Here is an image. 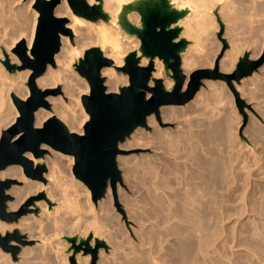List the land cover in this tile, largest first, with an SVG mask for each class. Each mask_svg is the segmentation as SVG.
<instances>
[{
  "label": "bare ground",
  "instance_id": "6f19581e",
  "mask_svg": "<svg viewBox=\"0 0 264 264\" xmlns=\"http://www.w3.org/2000/svg\"><path fill=\"white\" fill-rule=\"evenodd\" d=\"M23 1L0 0V26L2 25L5 28L1 27L3 31L0 30V42L5 37L9 39L6 46L0 44V133L12 125L17 116V110L12 108V96L21 100L28 96V91L23 87V82L30 76L31 71H9L3 68L4 65L2 63L5 60H8L10 64L15 62L11 50L21 39H25L26 55L31 57L30 49L38 14L31 8L35 0H27L22 3ZM83 1L88 5L101 4V10L107 15V21L102 20L99 25H96L90 20L70 12L66 0L60 1L54 10V16L59 19H67H65L67 22L64 26L67 31L64 35H60V48L54 55L56 68H51L48 65L45 73L35 80L37 87L41 90L52 89L60 85L61 93L71 95L76 89L77 93L82 94V90H80L82 85L75 81L74 72L72 73L70 68V63L77 50L70 43L71 34L73 37L78 35L82 37V33L85 31V36L83 35L81 39V45H98L103 57L112 61V66L104 67L100 71L101 76L105 78L107 92H115L117 90L119 79L115 69L122 66L124 55L131 51H136L137 55L140 56L138 51L139 40L136 36H128L126 32L122 34L120 30H122V25L125 22L140 28L139 15L133 10V7L142 0ZM223 1L166 0V3L169 10L183 15L182 18L177 20L178 25L182 29L180 35L193 39V45H190L192 51H198L201 48L199 47L202 46L199 38L201 33L206 30L205 26L209 25L210 29L216 23L219 27V22L227 24L228 27L231 24L225 30L227 32L226 35L230 36L231 48L219 63L221 71H229L233 67L236 56L242 50L252 47V49L250 48L252 50L250 57L258 56L260 53L262 42L253 46L254 42L249 43V41H254L253 38L255 39L261 32L260 30L263 29H258L261 26L258 28L253 26L262 22L259 20V16H256L258 11H264V6L258 5L256 0H249L245 7H237L239 10L240 8L242 9L237 12L235 11V3L240 4L245 0H227L225 3ZM233 4L235 13L233 12ZM224 8H227L228 11L221 15L219 11ZM261 17L264 16L261 15ZM256 18L260 22L257 21L252 26L251 23L256 22ZM234 20H239V24ZM210 25L212 26L210 27ZM81 29H84V31L82 32ZM239 30L248 36V40L243 38L244 42H236L235 37H237L238 33L240 34ZM262 33L264 35V30H262ZM239 34L238 36H240ZM263 35L261 36L264 38ZM199 58H202V60ZM199 58L201 61L197 60L198 63L201 62L200 64L202 65L205 63L208 66L212 65L213 59H210L211 63H208L206 54ZM192 59L188 58V56L181 58L184 72L188 73L194 67L195 60ZM146 62L147 59L142 57L140 65L146 64ZM153 67L152 79L158 80V78H162L163 63L154 59ZM260 70L264 71V64L260 67ZM262 76L260 78L253 77L250 80V84L255 87L261 86L260 96L264 102V83H260L264 81V76ZM149 85H153V82L150 81ZM163 86L167 89L171 86V82L165 79ZM83 87L87 90V85L84 81ZM22 90L24 91L23 93ZM198 94H200V91ZM247 94L251 99H257L259 96V94L252 91ZM202 95H200L201 98ZM193 99L196 101V97ZM205 99L203 100L204 102ZM57 100V98H46V102H51V111L39 108L34 113V126L40 127L46 119L55 114L60 120H68L69 125L67 128L70 132L81 135L83 132L80 127L83 124V120L74 117L63 109L62 98H59V101ZM209 106L207 107L210 108ZM213 106L215 105L212 103V108ZM169 108L162 107L160 109L162 114L172 118V120L178 116L180 117V115L182 117V114L186 115L188 112H197V115L195 114L196 117H193L194 115L190 116V120L189 118L187 120L184 119V126L179 129L176 128L178 129L177 131H170V129L169 131L166 129L158 130V128L154 129L151 135H146L147 133L145 134L141 128H137L131 135V141H127L124 145L125 149L136 146L146 148L152 145L151 147L158 153H155L156 155L152 153L153 157H141L136 161L134 159H131V161L122 159L127 167L124 173V176H126L124 180L130 182V184L132 183L133 185H130L131 188L134 189V192L139 193L133 200H128V205L124 201L129 206L127 208L128 218L132 219L131 222L133 223L135 221L134 224L136 226H138L137 223L141 224L144 222L146 225L142 230H139L141 231L140 233L133 230L135 233L138 232L136 235L133 233L139 242L137 245H135L136 243L133 244L134 241L132 242L129 239L130 236L128 233L126 234L128 231L123 230L126 227L122 228L124 224L122 225L118 221L119 216L117 217L115 211L111 213L113 207L112 209L110 207L111 191L109 187L106 190V200L98 202L99 204L97 203L100 207V210L97 209V213L101 212L104 215H101L102 218H100V213L97 217L101 219L99 221L103 222V224L97 223L94 226L85 224L84 221L89 218H84L82 214V212H93V205L91 201L89 202L90 192L88 188L84 184L79 187L85 188L84 192H81L86 195V198L83 199L84 202H82V197L81 200L79 199L80 196L78 197L81 193L78 192L79 194H76L71 191L75 188L76 181L72 189H68L67 186L63 185L61 183L63 180L61 179L60 181V174L54 169L52 161L48 172L43 175L45 181H48L47 184L23 176L22 167L19 165H10L0 171L1 181L15 179L23 184L22 186H12L6 191V194L8 193L13 197V201L7 203L8 210L16 211L26 205L32 196L44 191V196L40 198L41 200H34L28 204L30 210L39 211L40 214L36 216L33 213H29V215H24L18 220L19 227L27 233V239L38 242L34 247H21L18 252L20 260L18 264H69L68 258L70 254L64 253L68 248V244L61 242L60 238L64 234L72 235L81 230H83V239L84 237L86 239L91 234L90 245H94V240L98 239L104 240L106 246L112 248L110 252L112 259L99 250L98 264H255L252 261L253 256H257L259 262L261 263L260 260H262L264 264V184L258 182L259 178H264L261 177L262 175L264 176V156H255L256 158L244 157V151L241 152L238 148L240 145L235 143L236 138L234 139V137L236 134L233 135L235 130L231 131L232 117L216 118L220 113V111L219 113L217 112V107L215 110L218 114L214 117L216 119H211L212 117H209L206 111L200 112L198 108L196 110V106H191L184 112L181 109L175 111ZM10 110H14L12 116H10ZM210 113L212 114L213 112L210 111ZM85 115L84 119L88 120V115ZM164 115L163 117H165ZM146 123L155 127L154 115L148 116ZM249 127L250 129L246 126L249 129L248 136L252 138L254 143L260 145L258 149L260 147L264 149V131L260 129L256 122L251 123ZM249 143L252 142L249 141ZM119 146L122 147L123 145L120 144ZM43 148L57 153L53 149L41 145V149ZM60 154L63 158H65L64 156L68 157V160H70L68 162L70 163L73 160L72 156ZM25 156L32 161L33 167L40 163V159H35L31 153H26ZM120 164L123 165V163ZM123 167L125 170V166ZM262 182L264 181L262 180ZM73 185L71 182L70 187ZM117 192L118 194L121 193L119 188H117ZM119 196H123V194L121 193ZM126 198L122 199L127 200ZM139 210L142 211L140 212ZM81 214L84 221H81ZM248 215L252 217L251 221L246 220ZM234 216L236 218L239 217L238 219L241 216H246L245 220L249 222L244 224L239 222V220L237 224L241 223V225H235V227L234 224L232 227L231 222L233 220L229 223H231L230 229L232 231L230 234H233L234 229H238L237 227L245 228L244 231L248 235L241 239V246L242 244L247 245V250L251 253L247 252L251 256L238 253L239 251H236L235 247H230V244L233 245V243L227 244L224 240L227 238L226 233L229 229L227 220L231 217L234 219ZM12 229H14V225L0 221V235L4 236L10 233ZM238 230H235V233ZM70 237H75V235ZM9 244L10 246L17 245L14 241ZM89 258V255L78 253L75 256V262L76 264H89ZM10 259L8 253L0 251V264H15Z\"/></svg>",
  "mask_w": 264,
  "mask_h": 264
},
{
  "label": "water",
  "instance_id": "95a60500",
  "mask_svg": "<svg viewBox=\"0 0 264 264\" xmlns=\"http://www.w3.org/2000/svg\"><path fill=\"white\" fill-rule=\"evenodd\" d=\"M60 1L36 0L33 8L38 13V18L30 49L31 57L26 55L25 40L21 39L11 50L21 65H11L8 60L2 62L9 71L29 69L31 74L26 84L28 96L24 100L12 96L18 116L0 135V171L10 165H19L26 178L45 183V165L39 163L33 167L32 161L25 156L26 153H31L35 159L42 158L46 150L41 149V145H45L73 157L72 173L88 188L91 201L95 205L104 198L108 187L114 192L116 184L121 183L116 161L117 156L123 154L119 145L137 128L146 129L148 116L153 114L158 119L160 107L182 106L190 102L203 80L239 82L264 64V51L257 60H250L249 54L245 52L230 74L220 73L219 61L226 41L221 38L223 24L219 22L217 37L222 41L223 49L214 61L213 70H196L189 75L186 82L180 65L188 41L181 37L182 29L177 21L183 15L169 10L166 0H142L133 7L139 15L140 28L125 22L120 30L128 33V36L135 35L139 40L140 56L136 51L129 52L123 59V65L115 69L127 76L128 84L119 88L117 93L107 92L100 71L110 66L112 61L103 57L98 47L89 48L74 65L75 71L89 86L88 94L81 96L82 106L88 115L83 133L79 135L70 132L55 116L45 120L40 127H35L34 113L39 108L49 109L46 98L59 93L54 89L41 90L35 80L45 73L48 65L54 67V55L60 48V35L67 31L64 28L66 20L54 16V10ZM66 1L72 13L79 17L93 22L107 21L101 4L88 5L83 0ZM142 57L148 60L146 66L140 65ZM155 58L163 62L165 75L173 80L171 90H166L161 80L151 78ZM150 81L153 82L151 86ZM17 183L16 180H0V220L6 223L17 222L20 217L31 213L28 204L44 196V193H40L17 211L7 212L6 202L11 197L6 191ZM63 239L69 243V264H76L75 256L78 253L89 255V264H96L99 250H107L106 244L98 239L94 240L91 247V234L85 240L67 236ZM11 241L17 246H10ZM31 244L18 230L0 235V249L10 252L12 260L16 259L20 247Z\"/></svg>",
  "mask_w": 264,
  "mask_h": 264
},
{
  "label": "rangeland",
  "instance_id": "374dc122",
  "mask_svg": "<svg viewBox=\"0 0 264 264\" xmlns=\"http://www.w3.org/2000/svg\"><path fill=\"white\" fill-rule=\"evenodd\" d=\"M27 0H24L22 3H24V2H26ZM225 1H227V0H224L223 1V3H225ZM35 2H36V0L34 1V3L32 4V6H31V8H32V10H35L33 7H34V5H35ZM247 2H249V0H245V1H243V2H241V3H243V4H238V3H235V8H234V4H233V12H234V9H235V11H237V12H239V11H241L242 9L241 8H243V7H245V5L247 4ZM260 2V3H259ZM256 3H258V5H260V6H264V0H256ZM262 4V5H261ZM237 5V6H236ZM239 6H242L241 8H240V10L238 9L239 8ZM69 7V6H68ZM238 7V8H237ZM36 11V10H35ZM69 11L70 12H72L71 10H70V8H69ZM226 11H228V9L227 8H224L223 10H221V11H219V13L222 15V13H226ZM235 13V12H234ZM262 13V14H261ZM264 11L263 10H260V11H258V13H257V16L256 17H258L259 16V20L260 21H262V22H260L259 20H258V18H256L257 20H256V22L254 21V22H252L251 24H252V26L255 24V23H257V21H259L260 22V24L259 23H257V24H255L253 27H259V26H261V27H259L258 29H262V30H264V17H261V15L262 16H264ZM38 14V13H37ZM64 19H66V18H64ZM67 20V19H66ZM236 20V19H235ZM234 20V21H235ZM233 21V22H234ZM238 21L239 20H237V21H235L237 24H239L238 23ZM67 22V21H66ZM91 22H93V21H91ZM240 22V21H239ZM93 23H95L96 25H99V23H101V20H97L96 22H93ZM254 23V24H253ZM208 24V23H207ZM214 24H215V22H214ZM230 24V23H229ZM250 24V25H251ZM231 25V24H230ZM230 25H229V27H230ZM258 25V26H257ZM263 25V26H262ZM208 26V27H207ZM207 26H205L206 27V30H205V32H203V33H201V35H200V38H199V42L201 41V43H200V45H202V46H204V47H202V46H199V47H201L200 49L199 48H197V49H199L198 51H192V49L190 48V45H193L192 43L194 42L193 41V39H189V38H185L183 35H181V37H183L184 39H186L187 41H188V50L186 49V51L183 53V55L181 56V58L184 56V57H187L188 56V58H193L194 57V59H192V60H195V62H194V67L191 69V71H189L188 73L187 72H184V68L182 67V65H180V68H181V70H182V73L186 76V82L188 81V78H189V75L191 74V73H193L194 71H196V70H200V69H211V70H213V68H214V61H215V59L217 58V56L220 54V52L222 51V49H223V43H222V41L217 37V34H218V32H219V27L217 26V23L215 24V25H213L214 27L213 28H210L209 29V25H207ZM212 25H210V27H211ZM4 28V26H0V30H2L3 31V29L2 28ZM227 27H228V25L227 24H225V23H223V32H222V35H221V38L222 39H224L225 41H226V47L224 48V51H223V53H222V57H221V59H220V61L223 59V57L230 51V48H231V44L232 43H230V36H227L226 35V31L225 30H227ZM228 27V28H229ZM208 28V29H207ZM5 29V28H4ZM215 29V30H214ZM82 30V32L84 31V29H81ZM262 30H260L261 32H262ZM209 31V32H208ZM239 32H240V36H241V38H240V36H238V34H237V37H235L236 38V42L237 41H239V43H242V42H244L245 40H248V36L246 35V34H244V33H242L240 30H239ZM261 32L255 37V39L253 38V40L254 41H249V43H253L254 42V44H252L253 46L256 44H260L261 42H262V46H261V51H260V53L258 54V56H255V57H250V55H251V49H252V47H249L248 49H245V50H242L237 56H236V58H235V61L233 62V67H231V69L229 70V71H221L220 69H219V72L220 73H222V74H230L233 70H234V68H235V65H236V63L238 62V59L245 53V52H247L248 54H249V58H250V60H257V59H259L261 56H262V54H263V51H264V38L261 36V35H263V33L261 34ZM120 33H122L121 31H120ZM83 35L85 34V31H84V33H82ZM123 34V33H122ZM242 34H244V35H242ZM83 35H82V37L81 36H75V37H73V35L71 34L70 35V43L71 44H73L76 48H77V50H76V54H75V56L72 58V62L70 63V68H71V72L74 74L73 76H74V78H75V81L79 84L80 83V85H82L81 86V88H80V90H82V94H80V93H77V90L75 89L74 90V92L71 94V95H67V94H65V93H61V86L60 85H58V86H56L55 88H52V89H54V90H58L59 91V93L58 94H56L55 96H49L48 97V99L49 98H57L58 100L57 101H59V98H62L63 99V101H62V103H63V109L64 110H66L69 114H71V115H73L74 117H76V118H80V120H83V124L81 125V127H80V129H81V131L83 132V126H84V123L87 121V120H85L84 119V117H86V112L84 111V108H83V106H82V103H81V96L82 95H86V94H88V92H89V86H88V83L82 78V77H80L79 75H78V73L75 71V68H74V65L75 64H77V62H78V59H80V58H82L83 57V54H84V52L87 50V49H89V48H92V47H98V45H87V46H83V45H81V39L83 38ZM212 35V36H211ZM247 37H246V36ZM85 36V35H84ZM211 36V37H210ZM243 36V37H242ZM261 36V37H260ZM264 36V35H263ZM239 37V38H238ZM228 38H229V40H228ZM243 38H245V40L243 39ZM238 39V40H237ZM263 39V40H262ZM2 40V39H1ZM9 39H7V37H5V39L3 38V40L0 42V44L2 45V46H6V43H7V41H8ZM25 40V39H24ZM258 40V41H257ZM217 45V46H216ZM251 45V44H250ZM219 47V48H218ZM99 48V47H98ZM202 48H203V50H202ZM218 48V49H217ZM251 48V49H250ZM218 51H217V50ZM209 50V51H208ZM191 51V52H190ZM217 51V52H216ZM207 53H209V54H207ZM11 54H13V56H14V59H15V62H13V63H11V65H17V66H20L21 65V63H20V61H19V59L17 58V56L14 54V53H12V51H11ZM128 54V53H127ZM127 54H125L124 55V57L127 55ZM194 54V55H193ZM204 54H206L207 55V62L208 63H211L210 61L213 59V61H212V65H207V64H205L204 63V65H202V64H200L201 62H199L198 63V61H201L202 60V58H199V57H202V55H204ZM201 59V60H199V59ZM209 58V59H208ZM155 59H157V58H155ZM211 59V60H210ZM157 60H159V59H157ZM198 60V61H197ZM161 61V60H160ZM220 61H219V63H220ZM162 62V61H161ZM163 63V62H162ZM235 63V64H234ZM148 64V60H147V62H146V64H142L141 66H146ZM181 64H182V62H181ZM123 65V64H122ZM200 65H202V66H200ZM110 66H112V64L110 65ZM109 66V67H110ZM51 67V66H50ZM121 67V66H120ZM3 68L4 69H6L5 68V66H3ZM51 68H56L55 67V64H54V67H51ZM27 70H29V69H22V70H17V71H20V72H23V71H27ZM153 72H154V70H153ZM152 72V73H153ZM170 72V71H169ZM115 73H116V75H117V77H118V79H119V81H118V83H117V90L115 91L116 93L118 92V89L119 88H121V87H123V86H126L127 84H128V78H127V76L125 75V74H123V73H121V72H118V71H116L115 70ZM261 75H263L264 76V71H261L260 70V68H258L255 72H253L250 76H248V77H245V78H242L239 82H236V81H234V80H231L229 83L227 82V81H225V80H220V79H216V80H203L202 81V85L200 86V88H199V90H198V92H197V94H196V101H195V99H193L192 101H190V102H188V103H186V104H184V105H182V106H163V108L164 107H167V108H169V109H174L175 111H179L180 109H181V111L182 112H184V111H187V108H190L191 106H196V110H197V108L199 109V111L201 112H204V111H206V113H207V115L209 116V117H212L211 119H216V118H219V117H232V121H233V124H232V127H231V131L233 132L234 130L236 131H234L233 133V135H235V137H234V139H235V143L237 144V145H240V146H238V148L241 150V152L242 151H244L243 153H244V157L246 156L247 158H249V156H250V158H253V157H258L259 155H263L264 156V149L263 148H261L260 147V149H258L259 148V146L260 145H258V144H256V143H254V141H252V138H250L249 136H248V131H249V129H250V127H249V125L251 124V123H253V122H256L257 124H258V126L260 127V129L262 130V131H264V102H263V98L260 96V94H261V91H260V89H261V86H254V85H251L250 84V80L254 77H258V78H260L261 77ZM262 76V77H263ZM103 77V76H102ZM104 78V77H103ZM151 78H152V75H151ZM167 80L168 79V81H170L171 82V86L169 87V88H167L166 90H171V88L173 87V85H174V82H173V80L171 79V77H168V76H166L165 75V67H164V64H163V72H162V78H158V80H161L162 81V84H163V82H164V80ZM27 81H28V78L26 79V81H24L23 82V87L24 88H26L27 89V91H28V88H27ZM83 81L86 83V85H87V90L83 87ZM245 83H247L246 85H245ZM260 83H264V81L263 82H260ZM259 83V84H260ZM104 85H105V78H104ZM106 87V86H105ZM183 88H185V84H184V87ZM106 89H107V87H106ZM47 90V89H46ZM199 91H200V94H198L199 93ZM249 91H252V92H254V93H256V94H259V96H258V98L257 99H251L250 98V96L247 94ZM24 91L22 90V93H23ZM202 92V93H201ZM203 94V95H202ZM198 95V96H197ZM200 95H202V98H203V96H204V98L202 99L201 98V96ZM207 95V96H206ZM214 95V96H213ZM218 95V96H217ZM194 97V98H195ZM197 97H198V99H197ZM214 97V98H213ZM202 99V101H201V99ZM208 100H206V99ZM205 99V102L203 101ZM216 99V100H215ZM254 100V101H253ZM11 101H12V99H11ZM260 101V102H259ZM194 103L193 105H192V103ZM195 102H196V104H195ZM199 102H200V104H199ZM201 102H202V104H201ZM210 102H211V104H210ZM47 103H48V105H49V109H45L46 111H51V102H49V101H47ZM61 103V104H62ZM191 103V104H190ZM204 103V104H203ZM212 103L217 107V112L219 113V111H220V113L218 114V113H216V110H215V106H213V108H212ZM188 104V105H187ZM208 104V105H207ZM209 104H210V106H209ZM218 104V105H217ZM221 106H220V105ZM197 105H199L198 107H197ZM233 105V106H232ZM3 106H4V104H3ZM189 106V107H188ZM207 106H209L210 108H208ZM229 106V107H228ZM261 106V107H260ZM175 107H177V108H175ZM183 107H184V109H186V110H184L183 109ZM205 108V109H203V108ZM206 107H207V109H206ZM215 107V108H214ZM219 107V108H218ZM12 108H15V106L13 105V107ZM160 108H162V107H160ZM179 108V109H178ZM212 109V110H211ZM14 110H16V108L14 109ZM14 110H10V116H12L13 115V111ZM209 110V111H208ZM213 110H215V111H213ZM180 111V112H181ZM210 111L211 112H213L212 114L210 113ZM84 112V113H83ZM226 112V113H225ZM188 113H190V114H188ZM188 113H186V115H183L182 114V117H181V115H180V117L178 116L176 119L178 120H176V119H173L172 120V118H168V117H166L164 114H162L161 113V109H159V118L157 119L155 116H154V120L156 121V123H155V125L157 126H155L154 127V125H147V123H146V125H147V128L146 129H144V128H141L142 129V131H144L145 132V134L146 135H151V133H152V131H154V129H158V130H168L169 131V129H170V131H172V130H174V131H177L179 128H181V127H183L184 126V124H185V120H187L188 118H189V120H190V116H192V115H194L193 117H196V115H197V112H188ZM192 113V114H191ZM228 113H230V114H228ZM196 114V115H195ZM211 114V115H210ZM214 114V115H213ZM217 114H218V117H216L217 116ZM227 114V115H226ZM232 114H234L233 116H232ZM153 115V114H152ZM163 115L166 117H163ZM213 115V116H212ZM216 115V116H215ZM17 116H18V112H17ZM16 116V117H17ZM52 116H55L56 117V115L55 114H53ZM51 116V117H52ZM185 116V118H183ZM188 116V117H187ZM236 116V117H235ZM263 116V120L261 119V117ZM193 117H191V119H193ZM214 117H216V118H214ZM50 118V117H49ZM57 118V117H56ZM240 118V119H239ZM256 118V119H255ZM16 119V118H15ZM170 119V120H169ZM180 119V120H179ZM185 119V120H184ZM47 120V119H46ZM60 120V119H59ZM165 120V121H164ZM235 120V121H234ZM15 121V120H14ZM66 127H68V120H60ZM181 121V122H180ZM250 121V122H249ZM66 122H67V124H66ZM180 122V123H179ZM239 122V123H238ZM259 122V123H258ZM14 123V122H13ZM237 123V124H236ZM249 123V124H248ZM261 123H262V125H261ZM260 124V125H259ZM235 125H237L236 127H235ZM246 126L249 128H246ZM262 126H263V128H262ZM176 128H178V129H176ZM246 129V130H245ZM5 130V129H4ZM245 130V131H244ZM143 132V133H144ZM134 133V132H133ZM247 133V134H246ZM0 135H1V133H0ZM132 135V134H131ZM129 136L128 138H126L125 140H124V142L121 144V145H123L122 147L121 146H119V149L122 151V153L123 154H121V155H118L117 156V158L118 159H116V161H117V166H118V170L120 171V175H121V183H117L116 184V187H115V190H114V192H112V190L110 189V191H111V197H110V207H111V209H112V207H113V209L111 210V213L113 212V211H115V213L117 214V217H118V221L123 225L122 226V228H125V229H123L124 231H128V232H126V234L128 233V235L130 236L129 237V239L133 242V244H135V245H137L139 242H138V240L135 238V235L136 234H138V232L137 233H135L134 231H139L140 229L142 230L146 225H145V222L144 223H137V225L138 226H136V224H134L135 223V221H134V223L133 222H131L132 221V219L130 220L129 218H128V215H127V208H129V206H127L128 205V200H133V198H135V197H137L138 196V194L139 193H136V192H134V189H132L131 188V186L130 185H133L132 183L130 184V182H127V180H124L125 178H126V176H124L125 174V171H126V169H127V167H126V165L124 164V160H122V159H128L129 161H131V159H134L135 161L137 160V159H140L141 157H144V156H147V157H153L152 155L154 154V155H156L155 153H157L156 151H155V149L153 148V147H151L152 145H149V146H147L146 148H143V147H140V146H136V147H129V148H126L125 149V147H124V145L127 143V141H131V137L132 136ZM247 135V137H245ZM249 138V139H248ZM239 142H238V141ZM250 142H252V143H249V141ZM250 144H252V146H250ZM257 147H256V146ZM124 147V148H123ZM148 147H151V148H148ZM242 147V148H241ZM244 147V148H243ZM44 150H46V153L44 154V156L42 157V158H39L40 159V163H42V164H46L45 165V167H46V169H47V171H46V173L48 172V170H49V168H50V164L53 162V166H54V169L57 171V173L58 174H60L59 175V177H60V181H61V179L63 180V181H61V183H63V185H65V186H67L68 187V189L69 188H74V182H75V188H76V191H75V188L74 189H70L71 191H74L76 194H79V193H81V192H84V189L81 187V188H79L80 187V185L82 184L81 182L79 183V180H77L75 177H74V175H73V173H72V167H73V160L71 161V163L70 162H68V161H70V160H68V157H66V156H64L65 158H63V156L59 153L58 154V152L57 153H55V152H53V151H51V150H49V149H47V148H43ZM261 150H263V151H261ZM246 151V152H245ZM254 151V152H253ZM51 153H53V154H51ZM153 153V154H152ZM250 153H251V155H250ZM255 155H254V154ZM258 153V154H257ZM158 154V153H157ZM257 154V155H256ZM61 155V156H60ZM121 157V159L120 160H122V161H120L119 160V158ZM123 157V158H122ZM255 157V158H256ZM52 161V162H51ZM133 161V160H132ZM134 162V161H133ZM120 163H123V165L122 164H120ZM52 165V164H51ZM49 166V167H48ZM123 166H125V170H124V167ZM72 175V176H71ZM24 176V175H23ZM65 177V178H64ZM261 177H264L263 175L261 176ZM74 180H72V179ZM65 179V180H64ZM69 179V180H68ZM76 179V180H75ZM133 179V178H132ZM131 179V180H132ZM264 181V178H259V180H258V182L261 184H264V182H262V180ZM12 180H15V179H12ZM72 180V181H71ZM18 183L17 184H15V185H12V186H22L23 184H22V182L21 181H19V180H16ZM66 181V182H65ZM77 181H78V183H77ZM135 181V180H134ZM65 182V183H64ZM69 184H68V183ZM71 182H72V185L73 186H71L70 187V184H71ZM45 183L47 184L48 183V181H45ZM66 183H67V185H66ZM69 185V186H68ZM79 185V186H78ZM11 186V187H12ZM79 189H78V188ZM117 188H119L120 189V192L123 194V196H119L120 194H118V192H117ZM78 189V190H77ZM83 189V190H82ZM79 192V193H78ZM40 193H44V191L43 192H40ZM39 193V194H40ZM8 194V193H7ZM39 194H36V195H34V196H37V195H39ZM82 194V195H81ZM81 194H79L78 195V197H79V199L81 200V197H82V202H84V200L83 199H85L86 198V195H85V193H81ZM9 196H10V194H8ZM126 195V196H125ZM34 196H32V197H34ZM11 197V199L10 200H8L7 202H6V210H7V212H15V211H11V210H8V208H7V203H9V202H12L13 201V197L12 196H10ZM106 196H104V198L102 199L103 201L104 200H106V198H105ZM120 197H122V198H126L127 200H124V199H120ZM129 198V199H128ZM132 198V199H131ZM41 200V199H40ZM102 200H100V201H102ZM37 201V200H36ZM91 201V196L89 195V202ZM100 201H98V202H100ZM124 201H126L127 202V205H126V202H124ZM91 204L93 205V212H88V213H85V212H82V214H83V216H84V218H89V219H86V221H84L83 219V217H82V214H81V221H84V223L85 224H88V225H97V223L98 224H103V222H100L101 221V219L100 218H102L101 217V215H102V213L100 212V211H98V212H100V213H97V209H99L100 210V207H99V205H95V204H93V202L91 201ZM99 204V203H98ZM53 206V205H52ZM98 207V208H96V207ZM140 206H142V205H140ZM18 210V209H17ZM16 210V211H17ZM140 211V210H139ZM142 211V210H141ZM140 211V212H141ZM31 213H33L34 215H36V216H38L39 214H40V212L39 211H32L31 210ZM115 213H113V214H115ZM100 214V215H99ZM29 215V214H28ZM99 215V217L100 218H98L97 216ZM102 216H104V215H102ZM250 217V218H249ZM233 217H231V218H229L227 221H228V223H227V221H226V223L228 224V227H229V229H228V232L226 233V239H224L225 241H226V243L228 244V243H233V245H231L230 244V247H235L234 249L236 250V251H239L238 253H240V254H242V255H249V256H251L250 255V251L249 250H247V245H243L242 244V246H241V239L242 238H245V236H247L248 235V233L247 232H245L244 231V229L245 228H243V227H237L238 229H234V233L233 234H230L232 231H231V229H230V225H231V223H232V227H233V224H234V227H235V225H241V223H244V224H247V223H249L248 221H251V216L250 215H248L247 216V218H246V216H241L240 217V219H238L239 217H237L236 218V216H234V219L236 218V220H234V219H232ZM242 218V219H241ZM245 218H246V220H248L247 222H246V220H245ZM249 218V219H248ZM99 219H100V221H99ZM231 219V220H230ZM19 220V219H18ZM233 220V222H231V223H229L230 221H232ZM240 220V221H239ZM243 220H244V222H243ZM0 221H2V220H0ZM123 221V222H122ZM236 223H235V222ZM237 221H239V222H241V223H239V224H237ZM4 222V221H3ZM6 223V222H5ZM8 224H12V225H14V229H12V230H10V233L13 231V230H18V232L21 234V235H23L24 237H25V240H28L27 239V233L26 232H24V231H22V229L19 227V221H17V222H12V223H8ZM146 224H148V222H146ZM139 225H141V226H139ZM144 225V226H143ZM125 226V227H124ZM19 227V228H18ZM114 227H116V226H114ZM133 227V228H132ZM142 227V228H141ZM231 227V228H232ZM83 229V228H82ZM129 229V230H128ZM134 230V231H133ZM238 230V232L237 233H235L236 231ZM133 231V232H132ZM230 231V232H229ZM242 231V232H241ZM141 231H139V233H140ZM133 233H135V235L133 234ZM133 234V235H132ZM240 234V235H239ZM246 234V235H245ZM73 235H75V237H77V240H79V239H81L82 238V240H84L85 239V237H84V239H83V237H82V235H83V230H81V231H77V232H75V234L73 233L72 235H63V237L64 236H67V237H70V236H73ZM132 235V236H131ZM229 235V236H228ZM232 235V236H231ZM233 235H234V237H233ZM237 235V237H239V238H237V237H235ZM63 237H61L60 238V241L61 242H66L67 244H68V248H69V243L67 242V240L65 241L64 239H63ZM229 237V238H228ZM233 239V241H231ZM238 239V240H237ZM238 242H237V241ZM28 241H31L32 242V244L31 245H25L24 247H27V246H32V247H34V245L35 244H38V242L37 241H34V240H28ZM103 242H104V240H102ZM231 241V242H230ZM237 242V243H236ZM236 243V244H235ZM16 245V244H15ZM166 245V244H165ZM17 246V245H16ZM91 247H93V245H90ZM245 246V247H244ZM23 247V246H22ZM238 247H241V248H245V249H240V248H238ZM68 248H67V250L66 251H64V253H66V254H71V252H69L68 253ZM20 249H21V247H20ZM101 251H103L104 252V254L105 255H107L110 259H112V256H111V254H110V252L112 251V248H110V247H107V250H104V249H100ZM110 250V251H109ZM242 250H244V251H242ZM246 250V251H245ZM0 251H2V252H4V253H8L9 255H10V260H11V262L12 263H15V264H18L19 262H20V260H19V258H18V255H19V253H17V255H16V259L15 260H12V257H11V254H10V252H5V251H3L2 249H0ZM242 251V252H241ZM250 252V253H248V252ZM247 252V253H246ZM99 253V252H98ZM244 253V254H243ZM80 254H82V253H80ZM90 257V256H89ZM253 257H254V260H253ZM252 257V261L255 263V264H263V261L262 260H260L261 261V263L259 262V259H258V257L257 256H253ZM257 257V258H256ZM257 260H256V259ZM90 259V258H89ZM98 259H99V255H97V260H96V264H98L97 262H98ZM257 261V262H256ZM259 262V263H258Z\"/></svg>",
  "mask_w": 264,
  "mask_h": 264
}]
</instances>
